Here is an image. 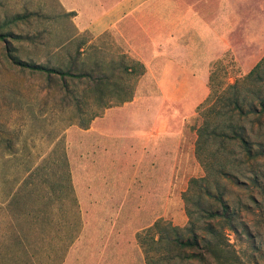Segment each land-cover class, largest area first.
Wrapping results in <instances>:
<instances>
[{
  "label": "crops",
  "instance_id": "obj_1",
  "mask_svg": "<svg viewBox=\"0 0 264 264\" xmlns=\"http://www.w3.org/2000/svg\"><path fill=\"white\" fill-rule=\"evenodd\" d=\"M70 4L63 7L78 34H91L89 45L110 34L154 84L144 88L139 79L132 101L106 109L87 129L69 125L42 155L17 150L1 134L2 235L31 236L35 227L56 237L43 245L44 264H145L136 234L160 219L162 190L174 188L186 122L177 108L191 109L211 61L256 40L264 0ZM194 76L198 82L178 81Z\"/></svg>",
  "mask_w": 264,
  "mask_h": 264
},
{
  "label": "trees",
  "instance_id": "obj_2",
  "mask_svg": "<svg viewBox=\"0 0 264 264\" xmlns=\"http://www.w3.org/2000/svg\"><path fill=\"white\" fill-rule=\"evenodd\" d=\"M34 15H16L0 24V41L4 43L7 59L21 71L41 75L48 85L59 84L63 101L74 102L76 106L77 115L82 120L78 124L80 128L87 129L91 121L102 116L106 109L132 101L136 82L145 68L126 55L111 61L108 72L79 70L84 65L80 58L84 44L75 48L73 56L69 54L64 65L20 59L11 41H21V36L3 29L26 22ZM96 66L101 68L100 63ZM70 80L85 81L86 90L76 94L71 89ZM208 80L209 93L197 108L202 121L196 129L194 148L204 176L191 178L182 195L187 218L184 226L158 219L136 234L145 264H235V254L226 248L225 230L235 232L239 216L227 197L226 185H237L241 173L248 169L251 172L248 185L259 191L263 189L260 166L264 164V138L262 133L253 132L251 123L255 121L260 129L264 127V57L242 79L232 84H215L214 72ZM82 101L84 105L88 101L90 109L95 107L89 111L88 118L84 117L86 112L82 110ZM7 147H11L8 141ZM63 162L66 166L65 159ZM64 175L67 186L69 174L65 171ZM31 236L41 239L40 248L34 247L30 236L2 235L0 263H48L42 252L44 236L39 232ZM55 238L50 237L49 241Z\"/></svg>",
  "mask_w": 264,
  "mask_h": 264
},
{
  "label": "rangeland",
  "instance_id": "obj_3",
  "mask_svg": "<svg viewBox=\"0 0 264 264\" xmlns=\"http://www.w3.org/2000/svg\"><path fill=\"white\" fill-rule=\"evenodd\" d=\"M66 1L0 0V24L16 15L36 14L26 22H19L3 29L21 36V41H11L15 53L20 59L32 60L40 64H47L51 61L52 64L64 65L69 54L73 56L75 48L82 46L81 44H84L82 46L83 54L80 57L84 65L80 66L79 70L90 71L93 69L108 72L111 61H117L121 55L131 58L122 49L120 42L110 34L100 36L89 45L88 42L92 40L91 34H78L75 28V15H67L69 12H66L63 7V3L65 4ZM70 1V7H82L79 0ZM119 3L120 0H112L113 5ZM263 57L264 27H261L257 29L256 40L250 45H241L238 55L234 57L231 52H226L211 61L208 79L214 72L215 84L221 82L232 84L235 80L242 79ZM99 63L101 68L98 69L96 64ZM139 79L142 80L143 77L138 78L135 91ZM181 79L198 82L199 78L195 76L178 77V81ZM69 84L78 95L86 90L85 81L79 83L70 80ZM153 84L154 81L148 79H143L141 82L144 88ZM208 93L209 80L203 90L197 94V100L192 103L188 112L183 113L182 109L177 108V111L186 117L184 145L182 146V155L178 158V171L174 173V188L162 190L159 213L160 219L177 226H184L187 222L182 195L187 190L189 180L204 176L203 168L195 158L194 148L196 129L202 121L197 108L206 99ZM63 96L59 84L48 85L41 75L30 74L13 67L7 59L4 43L0 41V133L7 132L3 137L10 138L17 150L23 152L22 148L27 145L34 154L42 155L48 151V144L54 137L62 133L69 125L79 124L82 121L77 115L74 102L63 101ZM82 103V110L86 112L84 117L88 118L89 111L95 107L92 106L90 109L91 106L87 105L88 101L85 102L87 103L85 105L84 101ZM251 127L255 134L262 133L264 138V127L260 129V125L255 121H252ZM3 137L0 136V140ZM260 170L263 174V177H260L263 189L260 191L248 185L251 180V172L248 169L243 171L245 175L241 173L237 185H226L228 188L227 197L231 200L239 216L236 231L225 230L226 248L235 254L237 258L235 264H264L263 163ZM67 206L68 204H66V209ZM65 215L67 216V213ZM1 221L0 237L3 231ZM34 228L29 232L34 234L41 231ZM29 238L35 243L34 247H41L42 242L38 236ZM49 240V237L44 236V246L48 244ZM138 262L140 264V259Z\"/></svg>",
  "mask_w": 264,
  "mask_h": 264
}]
</instances>
